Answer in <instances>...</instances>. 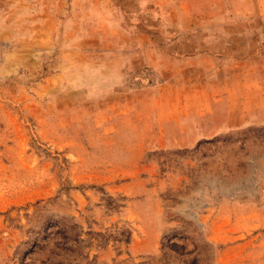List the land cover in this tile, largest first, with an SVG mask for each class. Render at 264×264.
Returning a JSON list of instances; mask_svg holds the SVG:
<instances>
[{"label":"rangeland","instance_id":"obj_1","mask_svg":"<svg viewBox=\"0 0 264 264\" xmlns=\"http://www.w3.org/2000/svg\"><path fill=\"white\" fill-rule=\"evenodd\" d=\"M215 19L241 22L245 68L190 141L188 94L167 85L154 125L126 90L203 76L131 37L161 23L163 58ZM0 264H264V0H0Z\"/></svg>","mask_w":264,"mask_h":264},{"label":"crops","instance_id":"obj_2","mask_svg":"<svg viewBox=\"0 0 264 264\" xmlns=\"http://www.w3.org/2000/svg\"><path fill=\"white\" fill-rule=\"evenodd\" d=\"M230 8L232 10V7L229 6ZM212 10L217 13V17L218 14L224 12L221 4L214 5ZM217 17L215 18L217 19ZM216 19L213 22H184L183 25L186 31L184 36L178 40L180 49L176 50L173 48L169 50V52L164 54L163 58L159 54L161 23L157 22L154 24L156 28L149 32L147 38L141 36L138 31L135 32L138 34H134L131 37L137 38V40L133 41V44L151 46L152 51L149 59L153 66L155 67L156 65L157 67L158 65L160 67L161 59H163L164 62L168 63L167 67L172 71V77L178 73L188 75L191 72L200 73L203 76L199 82L190 77L191 79L184 81L181 86L178 85L176 79L172 81L170 78L169 80H158L151 84L139 85L126 90L133 97L131 105L134 109L145 111V108H147L145 105L148 104L147 109L150 110L149 116L151 113L154 125H156L154 118L156 102L159 94L166 89L167 85L172 87L171 90L175 92L182 91L188 94V96L183 98L182 103L179 104L181 111L178 117L181 118L178 123L184 128L185 138L190 141L206 136L214 115L224 118L231 114L227 96H217L219 92H224V90L217 88L216 76L222 74L229 80L232 79L231 77L240 76V70L245 68V64H242V61L245 60L246 56L240 52L242 44L241 22L229 23L216 21ZM225 25H232V31L224 29ZM199 31L201 36L195 35ZM140 36L142 41L139 40ZM174 37L175 35L171 36V38ZM140 58L141 56L138 57L137 61ZM144 61L142 60L140 64H136V69L142 66ZM127 63L128 61L126 60L122 64L123 67H126L125 71H132L135 66H129L130 64ZM200 94H203V96ZM143 95L145 96L143 97ZM196 101L197 103L194 104L193 102Z\"/></svg>","mask_w":264,"mask_h":264},{"label":"trees","instance_id":"obj_3","mask_svg":"<svg viewBox=\"0 0 264 264\" xmlns=\"http://www.w3.org/2000/svg\"><path fill=\"white\" fill-rule=\"evenodd\" d=\"M64 231H62V229H58V231L54 234L55 237H59L60 241L59 242H56V243H53V247H55V249L57 250H62V248H65L67 245V242H68V239H67V236H65V234L63 233ZM48 236H51L50 234H48ZM48 236H45L48 238ZM50 255H53L52 252H50ZM49 261V259H48Z\"/></svg>","mask_w":264,"mask_h":264}]
</instances>
